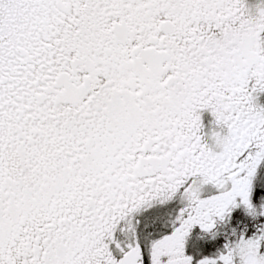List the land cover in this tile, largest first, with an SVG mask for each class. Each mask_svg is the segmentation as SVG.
<instances>
[{
  "label": "snow or ice",
  "instance_id": "obj_1",
  "mask_svg": "<svg viewBox=\"0 0 264 264\" xmlns=\"http://www.w3.org/2000/svg\"><path fill=\"white\" fill-rule=\"evenodd\" d=\"M0 264H264V0H0Z\"/></svg>",
  "mask_w": 264,
  "mask_h": 264
}]
</instances>
